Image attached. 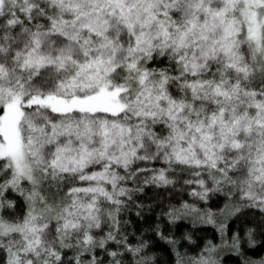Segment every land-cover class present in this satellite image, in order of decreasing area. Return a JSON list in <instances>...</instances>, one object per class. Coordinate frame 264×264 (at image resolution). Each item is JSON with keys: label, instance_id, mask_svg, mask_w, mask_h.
<instances>
[{"label": "snow or ice", "instance_id": "1", "mask_svg": "<svg viewBox=\"0 0 264 264\" xmlns=\"http://www.w3.org/2000/svg\"><path fill=\"white\" fill-rule=\"evenodd\" d=\"M0 264H264V0H0Z\"/></svg>", "mask_w": 264, "mask_h": 264}]
</instances>
